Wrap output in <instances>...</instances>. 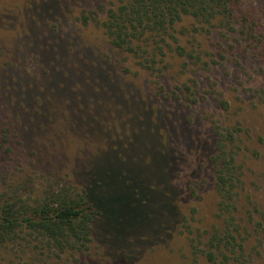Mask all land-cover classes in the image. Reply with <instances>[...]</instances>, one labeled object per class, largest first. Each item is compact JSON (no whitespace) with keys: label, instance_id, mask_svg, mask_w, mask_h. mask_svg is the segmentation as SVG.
Listing matches in <instances>:
<instances>
[{"label":"rangeland","instance_id":"374dc122","mask_svg":"<svg viewBox=\"0 0 264 264\" xmlns=\"http://www.w3.org/2000/svg\"><path fill=\"white\" fill-rule=\"evenodd\" d=\"M116 4L0 0V191L31 178L81 186L75 168L101 157L108 142L124 145V167L156 188L151 217L134 230L135 215L125 218L120 235L96 227L90 250L59 264H189L191 239L219 223L215 127L239 126L243 250L232 264H264V63L237 33L207 34L185 17L177 36L210 66L185 68L184 59L169 56L156 83L94 22L84 24V13L104 19ZM237 13L264 31V0H245ZM32 249L8 245L0 264H53Z\"/></svg>","mask_w":264,"mask_h":264},{"label":"trees","instance_id":"16d2710c","mask_svg":"<svg viewBox=\"0 0 264 264\" xmlns=\"http://www.w3.org/2000/svg\"><path fill=\"white\" fill-rule=\"evenodd\" d=\"M244 2L117 0L104 19L96 13H84L82 19L86 25L94 22L115 50L131 57L157 83L168 69L169 56L184 59L185 68L210 66L201 53L189 51L177 36L176 27L185 17L196 20L201 26L199 30L207 34L213 28L237 33V41L240 43V35L264 63V31L249 15L239 17L237 13ZM192 87L199 89L197 81ZM185 89L192 94L190 87L185 85ZM221 104L224 109L228 108L226 101ZM214 132L216 142L211 161L219 223L209 232L191 239L189 264L203 261V264H232L233 257L237 260L240 255L239 249L243 250L236 235L241 228L237 218L238 191L242 187L238 145L241 128L217 126ZM118 145L108 142L107 151L101 157L75 168V174L81 173L84 177L81 186H65L53 179L38 183L36 178L5 185L0 191V250L26 243L47 261L59 264L67 255L74 258L88 252L96 227L103 225L108 230L116 227L120 235L126 230L122 231L121 222L132 218L131 215H135V225L129 229L148 222L151 217L148 218V205L153 203L156 188L140 172L124 167L128 160L127 148ZM252 215L253 212L251 218ZM258 225L264 229L261 223ZM167 227L163 224L162 233Z\"/></svg>","mask_w":264,"mask_h":264}]
</instances>
